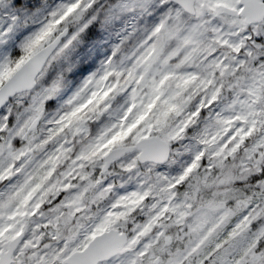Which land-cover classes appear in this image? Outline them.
I'll return each mask as SVG.
<instances>
[{"label":"snow or ice","instance_id":"snow-or-ice-1","mask_svg":"<svg viewBox=\"0 0 264 264\" xmlns=\"http://www.w3.org/2000/svg\"><path fill=\"white\" fill-rule=\"evenodd\" d=\"M0 264H264V0H0Z\"/></svg>","mask_w":264,"mask_h":264}]
</instances>
